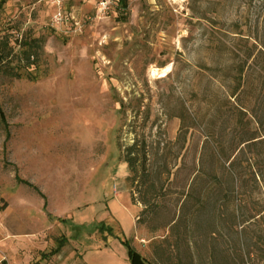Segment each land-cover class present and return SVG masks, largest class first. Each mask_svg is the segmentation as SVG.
I'll return each instance as SVG.
<instances>
[{
	"label": "rangeland",
	"instance_id": "374dc122",
	"mask_svg": "<svg viewBox=\"0 0 264 264\" xmlns=\"http://www.w3.org/2000/svg\"><path fill=\"white\" fill-rule=\"evenodd\" d=\"M100 1L0 0L1 35L45 40L0 68V264H264V0Z\"/></svg>",
	"mask_w": 264,
	"mask_h": 264
},
{
	"label": "trees",
	"instance_id": "16d2710c",
	"mask_svg": "<svg viewBox=\"0 0 264 264\" xmlns=\"http://www.w3.org/2000/svg\"><path fill=\"white\" fill-rule=\"evenodd\" d=\"M118 5L125 9L128 5V0H117ZM2 35L0 34V68L4 71L7 72L10 75L13 76H17V77H21V68H29V67H35L37 68L38 66V62H39V50L42 49L44 47V37L43 36H36L33 35L32 33H27L25 35H22V38L19 39L16 38L14 39V35L12 33V31L9 29H6V31L4 30ZM244 39H248L243 37ZM18 47V50H16V48ZM17 55H20L19 60L16 62H19V66L17 68V71H14L13 68H10V64L13 61V58ZM248 57L249 55H244L243 59L237 64L236 66V75L234 78V81L236 83L234 90L231 92V97H236L237 93L239 92V89L243 86V80H244V75L243 72L245 70V66L246 63L248 61ZM239 113L240 115H238V122H242L243 121V115L246 113L245 110L243 109H239ZM242 115V116H241ZM0 116L2 118L3 121H6V116H5V112L2 108V106L0 105ZM258 122V121H257ZM259 124V122H258ZM260 140V136H252L246 140L243 141L242 143V147L240 148L239 152L244 153L246 151L247 148H251L253 145L257 144ZM207 145H209V142H206V145L204 146V148H207ZM136 145H131V147H129L127 149L128 151V157H126V162H128L130 169L134 171V164L137 160V155H135V147ZM230 166L234 167L235 166V162L234 159L232 161H230ZM135 178V176H134ZM19 180L23 181L26 184H30L29 182L25 181L24 179H21L20 177H18ZM199 177L198 175H196L193 179H192V183L190 184L189 187V191L186 194V198L183 202L187 203V201L191 198V195L193 194V190L195 188L196 183L198 182ZM149 192V191H148ZM146 195V194H145ZM144 202L146 203L147 200L144 199ZM183 206V205H182ZM185 206V205H184ZM176 219L174 218L172 222H174ZM180 221V215L179 218L176 220L175 226H177V224H179ZM170 223V224H171ZM243 229V228H242ZM244 231V235L247 233V230H242L241 232ZM216 231H211L212 234H215ZM240 233V232H239ZM123 244L127 247L128 249V256H129V260L131 262V264H154L151 261H149L145 256H143L136 248H134L132 246V244L130 243V241L125 240L123 241ZM59 247H57L56 249H54L53 251H51V253H56L59 251L58 249ZM218 253H216L215 248L211 251V255L214 257L217 256ZM252 255L251 251H245L243 247L240 248V253L239 256L241 257L242 262H244L246 260V258H250ZM218 264H229L228 261H219Z\"/></svg>",
	"mask_w": 264,
	"mask_h": 264
},
{
	"label": "built area",
	"instance_id": "2783aa9c",
	"mask_svg": "<svg viewBox=\"0 0 264 264\" xmlns=\"http://www.w3.org/2000/svg\"><path fill=\"white\" fill-rule=\"evenodd\" d=\"M52 4L56 7V12L53 15V21L54 23H61L64 20H66V17L64 15V2L65 0H51ZM99 7L102 9H107L108 3L106 0H101L99 2ZM80 23L78 22V25Z\"/></svg>",
	"mask_w": 264,
	"mask_h": 264
},
{
	"label": "bare ground",
	"instance_id": "6f19581e",
	"mask_svg": "<svg viewBox=\"0 0 264 264\" xmlns=\"http://www.w3.org/2000/svg\"><path fill=\"white\" fill-rule=\"evenodd\" d=\"M151 68V73L153 75V77H164L166 76L169 72H170V69H171V66L168 65V66H165V67H157V66H152L150 67Z\"/></svg>",
	"mask_w": 264,
	"mask_h": 264
},
{
	"label": "crops",
	"instance_id": "0c3cea01",
	"mask_svg": "<svg viewBox=\"0 0 264 264\" xmlns=\"http://www.w3.org/2000/svg\"><path fill=\"white\" fill-rule=\"evenodd\" d=\"M103 254L106 253L103 252ZM84 260L86 261L87 264H103V263H97L94 259L92 260L88 255L84 256Z\"/></svg>",
	"mask_w": 264,
	"mask_h": 264
}]
</instances>
